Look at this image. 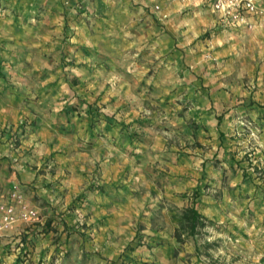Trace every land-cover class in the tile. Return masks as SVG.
<instances>
[{
    "label": "rangeland",
    "instance_id": "rangeland-1",
    "mask_svg": "<svg viewBox=\"0 0 264 264\" xmlns=\"http://www.w3.org/2000/svg\"><path fill=\"white\" fill-rule=\"evenodd\" d=\"M191 1L0 0V18L14 26L0 41V172L7 166L8 187L20 190L14 172L38 153L29 166L41 177L64 172L40 180L41 188L86 176L70 206L80 219L69 224L63 262L264 264V222L256 223V196L264 199V19L208 14ZM223 181L232 191L227 205ZM196 186L215 200L199 204L213 221L198 238L200 255L195 241L178 244L171 234L178 195ZM93 197L109 205L89 206ZM40 218L48 230L39 238H52L36 244L34 262L50 242L66 245L57 225ZM144 251L154 258H140ZM10 256L0 252V263Z\"/></svg>",
    "mask_w": 264,
    "mask_h": 264
},
{
    "label": "crops",
    "instance_id": "crops-1",
    "mask_svg": "<svg viewBox=\"0 0 264 264\" xmlns=\"http://www.w3.org/2000/svg\"><path fill=\"white\" fill-rule=\"evenodd\" d=\"M13 1L18 2L19 5L21 3L22 5H20V6L30 7L31 6L30 4H32L34 1H37V0H13ZM55 1L60 2V0H55ZM69 1H71V0H65L66 3ZM182 1H188V2H185V4L193 3L191 0H182ZM262 1L264 4V0H262ZM196 3L198 4V7L200 6L199 9L201 11L207 12L208 14L210 13L208 11V9L211 8L210 3H207L206 1L205 2L201 1V2H196ZM204 7H206L207 10H204ZM261 8L263 9V11H262L263 13L258 12L257 16H259V18H261V19H264V15H262V14H264V8L263 7H261ZM210 16H211V14H210ZM249 19L256 21V12L253 13L251 18H249ZM12 25L13 24H10V25L5 24L4 19L0 18V36L3 37V38H0V41L4 40V36H5L3 33L4 30H8V29L13 30L14 29V26H12ZM236 25L241 26V28L245 27V24L242 22L241 23L239 22ZM254 58H256V57H254ZM256 73H257V68H256ZM16 115L19 116V117H17L18 118L17 120H19L20 114H18V112H17ZM230 135L231 134L229 133V136ZM223 144L226 145L225 142ZM229 150H231V148H225L224 152H229ZM4 154L6 156H8L9 153H4ZM42 156H43V154L38 155V153L35 154L34 156H32L31 154H28L24 159L25 160L24 165L23 166H21V165L17 166L16 174L14 172L13 176L18 175V177L15 176L17 178V180L13 181L12 185L18 184L20 187V190L31 189L33 194H35L36 192H37V194H40L41 198L38 201L27 197L26 202L32 208H34L36 211H38V215L40 214V216H41V218H40L41 223H46L48 220H52L53 223L57 225V228L60 229V232H59L60 242L61 243L65 242V244H66V242H68V240L71 239V237H72V235H69V233H68V231L72 230L71 226L69 224H71L74 221L78 222L80 219L79 213H76V211H74V210H70V206L72 205V202L75 198L74 195L77 196L80 192H82L83 190L86 189L87 185L84 182L86 180V176L83 172L78 171V172H75V174H76L75 176H71V175L69 177L65 176L64 180L61 181V183L53 182L52 185L54 187H52V186L50 187V185H48V188H46V189L41 188L40 187V180H43V181L45 180L46 183L48 184L49 180L55 181L54 178H57V176L62 175L64 173V172L62 173V171H58L56 177L51 178L49 180L45 179L46 175H45V177H41L42 176V175H40L41 173H38V170L35 169V167L29 166V164L31 163V165H32L33 164L32 162H36L37 159L38 158L41 159ZM7 169H8L7 166H6V168L3 167V170L0 172V176H2L0 178V180H1V182H3V183H1L2 187L0 189V202H2V201L8 202L10 200L9 194L11 193V189L8 187V183L10 182V180L5 178V174H7L6 173ZM72 173L74 174V172H72ZM35 187H37V188L35 189ZM65 188H68L69 194H66V197L63 199L62 195H60L59 193L62 189H65ZM237 188L239 189L240 186L238 185ZM55 190H56V192H55ZM223 190H224V192L227 191L225 193L226 197H223L224 198L223 203H224V205H227V201L229 200L228 196L230 194H232L231 193L232 191H230V192L228 191L229 187H226ZM53 191L55 192V194L53 193ZM256 191H257V189H256ZM258 194L259 193H257L256 195H258ZM97 199H95L94 197H93V199L89 198V201H88L89 206L93 205L95 207L99 206L101 208L102 207L100 205L101 202L102 203L106 202V204L104 206L109 205L107 203V201H104L105 199H101L99 197ZM202 200L204 201L205 199H202ZM207 201L213 202L215 200H213L211 198L210 200H207ZM176 205L178 206V208H177V210H175L173 212L174 214L179 212V207H181L183 205V202H181V199L176 200ZM199 209L205 216H208L206 213L207 211H204L203 208L201 209L200 207H199ZM95 212L98 213L99 215L101 214V211L99 209H97ZM225 217H226V219L229 220L228 216H225ZM210 218H212V217H210ZM177 222H178V218H176L174 220V223L172 224L173 226H171V229H172L171 234L172 235L174 233V228L176 227ZM261 222H264V199L256 196V223H261ZM29 225L30 224H28V223L18 222V223H15L14 225H12L11 227H9L7 230H5L3 232L1 238H0V252H2L3 254L9 255L8 251H9V248L11 246L12 240L14 239L15 236L22 234ZM257 231H259V232L262 231L264 233V226L262 228H261V226H259ZM46 237H47L46 239L51 240L52 233L47 234ZM46 239L39 238L37 240V243L39 241H44ZM68 248H69L68 244H66L65 248H64V245L57 246V245H54L52 242H50V247H48V250L46 251L45 259H40L39 262H34L32 260V254H30V256H29L30 259L26 260L25 264H70L69 261L63 262L62 261L63 257L61 256V255H64L65 251L68 250ZM54 251L58 252L55 262H53V259L51 257L52 254H54ZM142 254L144 255V257H140V258H142L144 260H152L154 258V254L149 253V251L148 252L144 251L141 253V255ZM19 260L20 259L18 258V256H16L15 254H12V256H10V259H9V262H10L9 264H16ZM51 262H53V263H51Z\"/></svg>",
    "mask_w": 264,
    "mask_h": 264
},
{
    "label": "trees",
    "instance_id": "trees-1",
    "mask_svg": "<svg viewBox=\"0 0 264 264\" xmlns=\"http://www.w3.org/2000/svg\"><path fill=\"white\" fill-rule=\"evenodd\" d=\"M217 119L218 124H220L222 122L223 115H219ZM214 158L218 160V153H215ZM231 166L234 168L233 164H231ZM258 169L259 168L256 167V170ZM226 183L227 181H223L220 184L221 190L224 188L223 186H228ZM204 196L213 198L209 193L205 192V189L202 190L200 186H196L195 188L186 190L180 195H178V197L183 202V205L179 207V212L176 213V218H178V222L176 227L174 228L173 233V237L178 244H184L189 240L195 241L196 253L198 255H200L201 251H203L198 245V238L202 234V231L207 226V224L213 222L211 221V219L205 216L199 209V204L201 203L202 198ZM47 230L48 229L46 225L41 227L38 226L36 223H33L29 225L21 235L18 236L19 242H17V245L21 247L22 256L19 257L20 260L16 264H25V261L30 259L29 255L33 253L39 236L43 235ZM203 246L208 247L210 246V243L205 241L203 243ZM138 263L150 264L146 262Z\"/></svg>",
    "mask_w": 264,
    "mask_h": 264
},
{
    "label": "built area",
    "instance_id": "built-area-1",
    "mask_svg": "<svg viewBox=\"0 0 264 264\" xmlns=\"http://www.w3.org/2000/svg\"><path fill=\"white\" fill-rule=\"evenodd\" d=\"M210 3L213 11L220 12L224 17L234 20L244 19V13H255L263 11L255 0H199ZM9 201L0 202V238L5 230L15 223L22 222L33 224L38 219L37 211L27 202L20 190L10 193ZM21 235V234H20ZM19 236V235H18ZM18 236H15L9 248V255L17 253L18 258L22 256L21 247L17 245ZM30 256V255H29ZM1 264V263H0Z\"/></svg>",
    "mask_w": 264,
    "mask_h": 264
}]
</instances>
